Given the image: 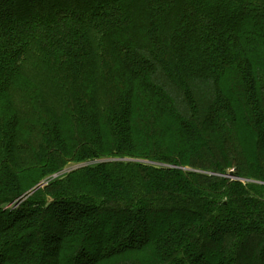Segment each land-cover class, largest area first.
<instances>
[{
    "label": "trees",
    "instance_id": "trees-1",
    "mask_svg": "<svg viewBox=\"0 0 264 264\" xmlns=\"http://www.w3.org/2000/svg\"><path fill=\"white\" fill-rule=\"evenodd\" d=\"M74 260L264 264V0H0V264Z\"/></svg>",
    "mask_w": 264,
    "mask_h": 264
},
{
    "label": "rangeland",
    "instance_id": "rangeland-1",
    "mask_svg": "<svg viewBox=\"0 0 264 264\" xmlns=\"http://www.w3.org/2000/svg\"><path fill=\"white\" fill-rule=\"evenodd\" d=\"M43 88L46 90L48 88V90H50V83H47V84H44L43 85ZM54 154H57V152H53V156ZM102 160H106L107 162H116L118 161V157H110V156H105V157H99V158H92L88 161H74V160H70L68 162H66V164H64L63 166H61V169H59L58 171L54 172L53 174H51L50 176L47 177V179H55V178H58L60 177V179L62 178H65L67 177V174H69L70 172L72 171H75L77 169H81V168H85V167H88V166H93V165H96L98 164L99 162H101ZM88 162V163H87ZM32 164V163H31ZM30 164V165H31ZM191 170V169H190ZM228 172H234L232 176H230V173H228L227 175H225V177H228L231 181H236V180H239L245 184H251V183H258L257 181L255 180H246V179H240L238 176H236L235 174V170L233 168L227 170ZM221 176V175H219ZM48 184V180H43V182H40L38 185H40L41 187L39 188H42L44 186H46ZM38 190V189H37ZM35 193V191H31L28 193V195H26L24 197V199L28 198L29 196L33 195ZM19 205V204H18ZM17 203L13 202V203H8L6 206H5V209H11V210H15L17 207H18ZM158 222H156L155 225L152 226V228H156ZM96 239H91V242L94 243ZM73 264H75V260L72 262Z\"/></svg>",
    "mask_w": 264,
    "mask_h": 264
},
{
    "label": "water",
    "instance_id": "water-1",
    "mask_svg": "<svg viewBox=\"0 0 264 264\" xmlns=\"http://www.w3.org/2000/svg\"><path fill=\"white\" fill-rule=\"evenodd\" d=\"M230 175H233V173L231 172Z\"/></svg>",
    "mask_w": 264,
    "mask_h": 264
},
{
    "label": "bare ground",
    "instance_id": "bare-ground-1",
    "mask_svg": "<svg viewBox=\"0 0 264 264\" xmlns=\"http://www.w3.org/2000/svg\"><path fill=\"white\" fill-rule=\"evenodd\" d=\"M230 176H232V175H230Z\"/></svg>",
    "mask_w": 264,
    "mask_h": 264
}]
</instances>
